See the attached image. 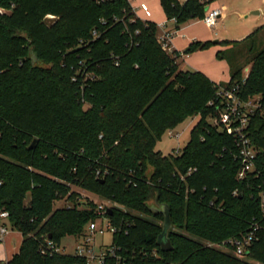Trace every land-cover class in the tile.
I'll return each mask as SVG.
<instances>
[{
    "label": "trees",
    "instance_id": "trees-1",
    "mask_svg": "<svg viewBox=\"0 0 264 264\" xmlns=\"http://www.w3.org/2000/svg\"><path fill=\"white\" fill-rule=\"evenodd\" d=\"M158 1L174 30L202 20L213 2ZM263 30L218 43L220 61L247 44L249 70L228 62L229 81L215 84L178 65L181 54L213 42L170 55L156 24L136 18L128 0H0V213L22 236L18 253L0 264H87L46 247L81 237L98 219L95 203L73 187L115 206L106 264H264V113L249 122L257 155L242 180L234 138L210 123L218 86L237 87L244 100L259 96L264 110ZM193 116L200 119L179 154L155 150ZM61 201L70 205L54 208ZM254 228L236 256L230 241ZM164 229L170 252L157 243Z\"/></svg>",
    "mask_w": 264,
    "mask_h": 264
},
{
    "label": "rangeland",
    "instance_id": "rangeland-1",
    "mask_svg": "<svg viewBox=\"0 0 264 264\" xmlns=\"http://www.w3.org/2000/svg\"><path fill=\"white\" fill-rule=\"evenodd\" d=\"M132 6L137 7L140 3H145L150 8L151 12H153L154 18L163 19L162 18V10L159 5L158 0H129ZM213 8L223 9L224 17H221L218 20L216 26L212 29L205 27L201 20L195 19L189 21L188 23L182 25L179 30H183L184 39L188 38H206L207 41L214 42L215 40L221 41H242L245 37L255 31L257 28L264 26V0H213L210 4ZM47 22L52 20V17L46 18ZM259 45H264V30L259 36ZM246 45L235 46L229 48L225 52L226 60L220 61L216 59L215 61V53L220 50H224L225 48L221 47L218 44H214L211 48V52L203 53L195 59V64L199 67L207 66V68H211L213 72H216L220 69H217L213 62L219 64V66L223 67V72H229V64H232L234 67H243L244 73L249 70V66L245 67L244 58L242 54L246 51ZM216 48V51H215ZM211 55V57H210ZM191 54L188 57H183L186 62H189V58H191ZM179 69L181 71H189L195 72V70L191 66L187 65L182 61V59L178 60ZM230 75V72H229ZM199 116H193L186 118L182 123L176 126L173 130V136H169L166 133L161 137V140L156 143L155 150L161 152L164 156L175 155L178 152H181L186 143L189 141L190 133L193 127L199 121ZM213 121L210 120V123ZM176 134L178 136H176ZM74 191H77L83 200H91L94 203H102L98 197L95 195L79 190L73 187ZM29 199V196L27 197ZM70 203L66 201L56 202L54 204V208H61L64 206H69ZM103 223V224H102ZM102 224V225H101ZM102 227H105L106 223L104 220H100L99 224ZM7 234L5 235V247L3 242H0V261H5L6 257L11 259L13 255L18 253L19 248L22 243V236L11 229V227L6 225ZM93 245L95 248V252L97 253L99 249H105L110 247L113 242V234L111 232H104L103 234H96L92 237ZM79 243H82V238H74L67 237L63 240L60 248L61 250H65L66 254H74L75 246ZM64 246V247H63ZM216 247V246H215ZM216 248L221 249L223 251H227V248L221 246H217ZM91 264H98L93 262Z\"/></svg>",
    "mask_w": 264,
    "mask_h": 264
},
{
    "label": "built area",
    "instance_id": "built-area-1",
    "mask_svg": "<svg viewBox=\"0 0 264 264\" xmlns=\"http://www.w3.org/2000/svg\"><path fill=\"white\" fill-rule=\"evenodd\" d=\"M180 4L186 2L187 0H177ZM132 12L135 17L141 21H147L151 16L152 12L147 4L140 3L137 7L131 5ZM137 12L142 14V17L137 15ZM223 9L213 8L211 6L207 7V10L202 18V23L205 27L212 29L218 23V20L222 17ZM169 22L175 23V19L170 20ZM158 33L156 40L161 49L173 55L174 50L172 48V38L175 34V31L166 30L165 25L160 24L156 25ZM181 54V52H180ZM184 57L182 54L180 58ZM246 77V76H245ZM245 81V78L243 79ZM217 103V115L212 119L211 125L216 127L217 130L225 132L227 135H230L234 138L235 144L237 147V158L241 164V169L237 174V179L242 180L247 174L254 171V162L257 155V149L251 143L248 137V129L250 119L257 113L262 112L261 99L259 96L249 98L247 100L242 99L237 94L236 88H226L223 86H218L216 91ZM213 102H210L209 105H212ZM169 136H173L172 130L167 132ZM176 136H178L176 134ZM179 154L176 153L175 155ZM193 171V169L188 170V174ZM181 179H183L181 177ZM100 200V199H99ZM102 203H95V214L98 219L90 222L86 226L85 233L81 236L82 243H79L75 246L74 254L79 258L85 259L87 264L96 262L98 264H106V261L109 257L114 255V248L112 246L105 249H99L96 253L93 245L92 237L96 234H103L104 232H111L115 234L117 228L113 226L108 220L107 210H111L112 207H115L113 204L107 201H102ZM261 212L264 213V194L261 196ZM8 214L6 212L0 213V242L4 241L5 235L8 233L6 229ZM100 220H104L106 225L102 227L99 224ZM253 231L250 232L247 236L242 239L230 241V244L234 248V254L236 256H242L244 250L251 244L253 240ZM61 246V245H60ZM60 246H55L49 240H46V247L50 253L66 254L65 250H61Z\"/></svg>",
    "mask_w": 264,
    "mask_h": 264
},
{
    "label": "crops",
    "instance_id": "crops-1",
    "mask_svg": "<svg viewBox=\"0 0 264 264\" xmlns=\"http://www.w3.org/2000/svg\"><path fill=\"white\" fill-rule=\"evenodd\" d=\"M129 3L131 4L130 1H129ZM137 15L140 16V17H142V14L139 13V12H137ZM224 16H225V14H223L222 17H224ZM162 18H163L162 20L161 19L159 20L157 18H154L153 12H152V16L147 21H152L156 25L163 24V25H165L166 30H168V31H175V34H174V36L172 38V42H171L172 48H173L174 51L183 52L188 47V45L191 42H195V41H198V42H206L207 41L206 38H203V39H201V38H188V39H184V35L182 33L183 30H174L173 23L167 21L163 13H162ZM211 48L212 47H210V48H208L206 50H203V51H197V52L192 53L191 54L192 55L191 58H189V60H188L189 62H186L183 57L180 58V59H182V61H184V63H186L187 65L191 66L195 70H198V72L203 73L213 83H215V84H226L229 81V79H230L229 72H223L224 71L223 70V67L222 66H219L218 63L213 62V65H215L217 67V69H220V70H218L216 72H213L211 70V68H207V66L199 67L198 65L195 64L196 62L194 60L197 59L198 57H200V55H202L203 53L211 52L212 51ZM215 51H216V48H215ZM215 55H216V53H215ZM184 57H188V55L187 56H184ZM210 57H211V55H210ZM215 61H216V57H215ZM3 244H4V250H5L6 249V247H5V239L3 241ZM8 260H9V258L6 257L5 261H8Z\"/></svg>",
    "mask_w": 264,
    "mask_h": 264
},
{
    "label": "water",
    "instance_id": "water-1",
    "mask_svg": "<svg viewBox=\"0 0 264 264\" xmlns=\"http://www.w3.org/2000/svg\"><path fill=\"white\" fill-rule=\"evenodd\" d=\"M206 10H207V7H206ZM213 43L218 44L219 41L215 40ZM107 214L108 216H110L111 210L108 209ZM157 243L159 244L162 252H170L173 249L170 240L166 237V229H164V231L158 236Z\"/></svg>",
    "mask_w": 264,
    "mask_h": 264
}]
</instances>
